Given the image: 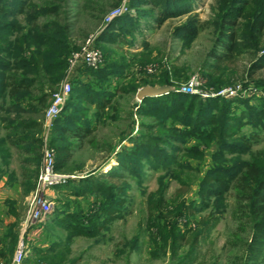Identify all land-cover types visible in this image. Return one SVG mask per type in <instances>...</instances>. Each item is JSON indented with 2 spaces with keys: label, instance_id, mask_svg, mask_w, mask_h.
Segmentation results:
<instances>
[{
  "label": "trees",
  "instance_id": "1",
  "mask_svg": "<svg viewBox=\"0 0 264 264\" xmlns=\"http://www.w3.org/2000/svg\"><path fill=\"white\" fill-rule=\"evenodd\" d=\"M120 2L114 0L109 9ZM67 5L66 0L39 3L0 0V101L8 100L9 109L15 113L42 114L66 75L70 56L90 35L84 30H75V24L65 10ZM193 7V0H130L129 8L134 9L135 15L126 12L115 17L100 30L95 44L105 48L109 44L132 43L124 35L130 34L134 38L142 17L152 18L159 26L168 19L192 13ZM205 25L213 26L215 34L203 64V86L217 92L241 84L254 93L264 92V76L255 75L264 70V0H218L211 20L200 22L195 15H190L173 34L187 43ZM244 55H249L251 60L245 77H239L235 63ZM142 58L143 63L150 59L147 54ZM125 65L124 62L104 60L97 68L82 70L85 80L76 78L71 82L68 98L50 130L49 143L55 151L56 169L63 170L67 166L72 149L83 139L89 137L87 143L92 148L95 146L92 134L102 120L114 117L108 111L114 109L113 100L118 92H133L137 86L145 84L170 85V77L178 80L183 77L182 73L173 70L162 72L158 79H141L137 86L133 82L124 86L121 81ZM251 100L250 96L202 97L173 88L168 93L144 97L137 104L136 134L127 137L129 146L115 152L117 164L106 172H99V168L90 170L84 176L70 178L63 185L69 196L97 197L87 211L81 210L78 202L76 210L65 206L61 211L65 215L61 220L65 229L76 236L96 238L111 222L123 218L126 212L124 194L130 186L127 176L141 179L139 170L144 159L154 169L165 171L146 203L152 258L168 253L175 264H192L200 235L217 220L211 213L197 219L195 216L207 207L212 197L232 188L233 216L239 220L242 229L249 228L250 231L242 264H263L264 148L253 151L252 144L254 133L264 131V95L256 103L251 104ZM3 121L8 130L7 137L23 142L22 150L26 154L23 161L33 165L21 172V194L26 196L36 186L43 119L15 117ZM132 123H135L134 119ZM244 127L251 129L249 135L243 131ZM14 144L19 145L18 142ZM212 145L215 149L209 151L211 164L199 178L197 199L187 202L184 196L192 180L181 173L189 169L198 172L199 168L191 166L185 158L202 161L207 148ZM4 146L5 138H2L0 152L4 151ZM111 148L109 145L108 150ZM244 154L249 155L248 159L241 158ZM5 155L8 154L5 152ZM111 157L107 156L106 162ZM11 175L14 177L15 173ZM163 175L181 185L169 196H166L168 183L163 182ZM6 204L7 212L14 217L8 231L9 251L17 239L15 229L20 225L21 214L15 199H7ZM179 216L192 219L193 226H188L186 221L180 229ZM184 247L187 250L182 255L180 251ZM62 248L53 242L42 254L46 260L40 264H63ZM0 252L1 256L5 255L3 250ZM49 252L53 256L48 257ZM26 260L24 264H27Z\"/></svg>",
  "mask_w": 264,
  "mask_h": 264
},
{
  "label": "rangeland",
  "instance_id": "2",
  "mask_svg": "<svg viewBox=\"0 0 264 264\" xmlns=\"http://www.w3.org/2000/svg\"><path fill=\"white\" fill-rule=\"evenodd\" d=\"M33 1L39 3L43 0ZM217 1L193 0L194 10L192 13L168 19L159 26L156 25L152 18L142 17L139 19V32L135 33L134 38L130 34L124 35L132 43L124 42L109 44L105 48L99 47L102 54V62L104 60H114L126 64L123 70V80L121 81L124 86L130 84V82L137 86L140 85L139 81L141 79H158L162 72H173L174 70L182 73L183 77L179 80L170 77L171 84L168 86L173 88V90L182 91L181 88L187 87L192 81L196 83V85L193 83V86L190 87L193 91L185 92L199 94L202 97L207 96L212 91L203 86L205 79L202 75V69L207 53L213 44L215 34L213 26L205 25L198 35L187 43L174 37L173 32L190 15H195L200 22L211 20ZM66 2L68 5L65 10L68 12L70 21L74 22L75 30L81 29L84 30V33L97 36L105 26L104 16L110 10L109 8L113 5L114 0H66ZM129 2L130 0L126 2L128 7ZM129 9L135 15L134 9ZM106 10L108 11L104 14ZM143 54L149 55L150 59L148 62L143 63ZM250 60L251 57L249 55H244L242 59L235 63L237 76L241 77L243 75L245 77L244 73ZM85 67L87 66L80 65L79 68L83 70ZM255 75L264 76V70L258 71ZM185 76L187 77L186 79L184 78ZM115 81L118 82V79L116 78ZM145 85L137 86L133 92H118L115 100H113L114 109L108 111L114 117L102 120L100 124L96 125L97 128L92 134L95 137V146L93 148L89 146L87 143L89 137L83 139L72 149V156L67 166L63 170H57L64 174L75 175L74 178H78L86 175L90 170L99 168V172H106L111 166L116 165L115 153H113L108 162H106V157L110 156L109 151L113 147H116L117 151H119L123 146H129L130 143L127 137L131 133L136 134L138 129L136 109L140 101L136 99L135 93L137 89ZM247 92L238 93L237 96L242 98L250 96L252 98L251 104L256 103L264 95V92L261 91H257V93L251 91L249 95ZM133 119L135 123H132ZM243 131L249 135L251 129L244 127ZM254 134L256 135L253 138L252 150L257 151L264 148V131H256ZM109 145L112 147L111 150H108ZM214 149L215 145L207 148V154L202 161L185 158L191 166L199 168L198 172L189 169L181 173L183 177L190 178V181L192 180L189 191L184 196L187 202L191 199H197L199 178L211 164L209 151ZM248 157V154L241 155L243 159H248ZM104 161L106 164H103ZM98 162L100 163L96 166ZM141 164L139 170L141 179L136 180L133 176H127L130 186L124 194L126 199L124 217L111 222L96 238L76 236L68 233L61 221L65 216L63 213L61 214V211L65 206H69L70 210H76L77 202L81 210L87 211L93 205L94 200H97V197L95 195L84 198L69 196L68 189L63 185L49 189L50 195L48 197L53 202L52 211L40 228V235L38 234L39 231L32 232V234L49 246L53 242L63 246L61 249L64 251L62 254L64 253L65 256L63 264H69V262H72V264H175L176 261L174 258L171 259L168 253L157 258H152L150 255L151 246L147 232V197L157 189L158 178L165 171L161 168L154 169L152 165L144 162V159L141 160ZM169 179V176L163 175V182L167 181L168 183L166 196L181 187L174 179ZM20 193L18 190L3 192L4 196H11L16 200L17 209L21 214L20 225L15 229L17 239L13 246V252L21 235V223L26 218L30 208L26 197ZM233 195L234 189L231 188L218 197H212L208 201L207 207H204L195 216L197 219L211 213L216 216L217 220L213 221L214 223L212 222L211 226L203 230L200 235L193 255L195 260L192 264L243 263L250 231L249 228L242 229L239 220L233 216ZM177 220L180 229L184 227L183 224L186 221L188 226H193L192 219L185 216H179ZM32 227L26 229L23 234L24 239L26 238L27 230L30 232V230L39 229ZM8 242L9 238L6 240V246ZM186 250V247H184L180 251L182 255L185 254ZM50 256H53V253L49 252L48 257ZM45 258L39 254L38 260L30 264H40L42 260H46Z\"/></svg>",
  "mask_w": 264,
  "mask_h": 264
},
{
  "label": "built area",
  "instance_id": "3",
  "mask_svg": "<svg viewBox=\"0 0 264 264\" xmlns=\"http://www.w3.org/2000/svg\"><path fill=\"white\" fill-rule=\"evenodd\" d=\"M127 0H121L120 4L110 9L104 16V24L106 25L115 17L120 16L126 12H132L126 4ZM96 35L90 34L85 41L81 44L80 48L73 52L68 62V68L74 65H84L90 68H97L102 64V54L95 44ZM195 82H190L187 87H182V91L192 92L191 86ZM71 89L70 79L65 75L60 87L52 94L48 106L43 113V144L41 150V162L38 170L36 186L28 196L27 202L30 205L26 218L21 223L20 237L18 243L12 253L9 261L0 260V264H22L23 259L27 255L26 242L23 234L26 229L36 224L45 223L47 217L52 211L53 202L48 197L47 192L49 189L64 185L70 178L75 175H69L59 172L55 168V151L49 143L50 130L53 120L58 116L62 110L66 99L68 98ZM241 89V90H240ZM250 90L249 92H247ZM253 91L250 88H243L241 84L222 88L217 92L205 94L207 96L221 95L225 97L237 96L238 93L247 92L248 95ZM256 93V91H255Z\"/></svg>",
  "mask_w": 264,
  "mask_h": 264
},
{
  "label": "crops",
  "instance_id": "4",
  "mask_svg": "<svg viewBox=\"0 0 264 264\" xmlns=\"http://www.w3.org/2000/svg\"><path fill=\"white\" fill-rule=\"evenodd\" d=\"M80 65H74L67 69L66 75L70 79V81L75 80L76 78H80L82 80L86 79V76L82 74V70L79 68ZM9 102L8 100H5V102L0 101V140L2 138H5V146L4 151L0 152V251H4L5 255L1 256L0 252V260L9 261L11 259L13 249L7 251V247L9 245V242L6 246V240L8 237V231L10 228V224L14 221V217L10 215L7 212V199H14L11 196H4L3 192H11V190H18L21 192L22 186H21V172L28 168L32 167L33 165H29L23 161V158L26 156L25 152L22 150V147L24 146L22 141L14 140L12 136L7 137L8 130L6 129L5 125H3V120H10L15 117H18L20 119H27L29 117L31 118H42L43 119V113L39 116L38 114H31L29 115L26 111H21L20 113H15L11 109H9ZM6 124V123H5ZM15 142H18L19 145L14 144ZM117 151V148L113 147L112 150L109 152L110 156H113V153ZM5 152L8 155H5ZM113 161V160H112ZM12 173H15V176L12 177ZM21 194V193H20ZM29 194V193H28ZM28 194L24 197H27ZM47 195H50V192L48 190ZM43 224H36L33 225L35 228H39L35 231L30 230V232L27 230L26 232V238L24 239L26 242V248H27V255L23 259L22 264H24L25 259L27 264L34 263L38 260V255L44 254L48 248L50 247L48 244H45L43 241H41L38 237L34 236L32 232H38V234L41 231V227ZM32 227V228H33ZM37 234V235H38ZM40 235V234H39Z\"/></svg>",
  "mask_w": 264,
  "mask_h": 264
},
{
  "label": "water",
  "instance_id": "5",
  "mask_svg": "<svg viewBox=\"0 0 264 264\" xmlns=\"http://www.w3.org/2000/svg\"><path fill=\"white\" fill-rule=\"evenodd\" d=\"M172 88L168 85H161V86H150L145 85L139 89H137L135 93V97L138 101H141L146 96H157L164 93H168L171 91ZM100 162L96 164V166L99 165Z\"/></svg>",
  "mask_w": 264,
  "mask_h": 264
}]
</instances>
